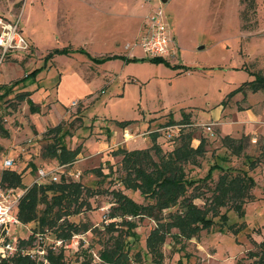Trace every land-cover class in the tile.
Segmentation results:
<instances>
[{"label": "rangeland", "instance_id": "rangeland-1", "mask_svg": "<svg viewBox=\"0 0 264 264\" xmlns=\"http://www.w3.org/2000/svg\"><path fill=\"white\" fill-rule=\"evenodd\" d=\"M110 2L0 0V15L17 20L30 45L27 52L17 53V57L9 54L0 61V174L2 161L9 156L14 167L4 170L20 172L24 186L33 182L38 168H53V176L64 171L69 179L92 189L94 193L85 196L90 209L69 217L89 229L72 237L64 255L68 264H78L80 250L87 247L98 262L96 252L108 237L103 227L109 222L114 201L111 190L145 202L138 191L127 190L119 182L121 155H112L111 150L141 147V140L149 145L151 128L169 117L175 121L187 117L188 123H181L193 128L191 144L195 147L200 138L205 140L199 164L185 166L188 177L201 178L211 165H219L232 173L246 171L255 184L242 205V218L224 207L221 212L228 217L226 224L215 218L211 229L190 240L167 236L160 264H248L250 253L264 238V90L239 87L255 75L264 76V0ZM156 8L163 10L165 25L174 38L173 53L163 57L169 66L152 61L135 47L144 18ZM110 52L116 57L100 64L90 60L113 56ZM174 64H184L187 69L174 68ZM34 68H40L34 79H24L4 93ZM21 91L31 92L37 113L30 111L26 100L16 97ZM119 121H130L139 130L123 133L122 138L132 140L127 147L117 141L110 147L114 141L109 142L107 132L119 131ZM57 123L72 133L63 138L67 148L82 145L76 160L61 171L54 159L42 155L51 142L45 131ZM224 135L241 140L238 155L223 145ZM100 141H107L108 148L97 150ZM158 141L163 151H170L176 143L164 137ZM94 168L102 173L111 168L112 174L103 178ZM218 175L219 171H212L207 187L202 188H208L204 197L211 195ZM204 201L198 198L194 203L202 207ZM14 214L17 216V208ZM25 225L31 229L34 224ZM229 225L240 230L232 234L226 229ZM153 226L148 218L137 220L135 237L126 238L130 254L139 252L141 257L132 264H154L144 247ZM220 226L225 231H219ZM26 234V227L17 229V235Z\"/></svg>", "mask_w": 264, "mask_h": 264}, {"label": "trees", "instance_id": "trees-1", "mask_svg": "<svg viewBox=\"0 0 264 264\" xmlns=\"http://www.w3.org/2000/svg\"><path fill=\"white\" fill-rule=\"evenodd\" d=\"M67 52V50H62ZM113 56L90 57L95 64H100ZM125 57L124 60H128ZM152 61L170 63L162 57H151ZM180 65L174 64L177 68ZM187 69V67H183ZM40 68L23 75L15 80L5 92H8L19 82L29 77L35 78ZM245 88L264 90V76L255 77L245 82L239 90ZM16 97L26 100L31 112H36V106L30 100V92H19ZM170 120L167 125L174 124ZM181 122L188 123L187 118ZM130 121H119L117 125L125 128ZM1 128V127H0ZM191 126L181 130L175 140V145L170 151H163L155 142L157 133H152L151 145L142 149L127 150L118 147L111 151L112 155H121V168L123 174L119 182L127 190L138 191L145 201L137 202L121 190H111L113 204L109 207V222L103 227L108 234L107 240L96 252L98 262H95L93 254L86 247L80 250L76 262L78 264H132L140 262L139 252L131 255L127 237H135L137 220L148 218L154 222L144 240L146 253L154 264H160L162 259L161 247L167 236L177 241L190 240L202 230H209L215 224V218L219 224H226L228 217L221 208H230L237 217L242 218L244 211L243 203L249 195V191L255 182L246 171L232 173L230 169H224L219 165H211L201 178H190L185 166L187 164L198 165V157L204 152V138L194 147L191 144L193 136ZM50 136L51 142L44 147L43 156L55 159L59 165L71 164L79 154L81 146L73 149L65 146L63 138L71 135V131L63 129L61 124L50 127L45 132ZM240 139H234L228 135L222 137L223 145L234 155L242 150ZM0 151L2 147L0 145ZM251 163V162H250ZM219 171V175L211 189V195L204 197L208 190L207 182L211 179L212 171ZM94 173L103 178L112 174L102 173L100 169H92ZM1 181L7 185L25 188L21 176L13 170H3ZM93 190L84 186L79 181H73L59 174L57 180H46L43 183H32L25 188L17 205V217L22 224L33 223V232L50 231L55 238L69 241L73 235L85 232L89 227L85 223H75L69 219L71 215H77L83 210L90 209V204L85 196H91ZM204 198L202 207L194 203L195 199ZM42 205V208H38ZM176 206V209L171 210ZM232 234H236L240 228L229 225L226 228ZM172 230H175L174 232ZM219 231H225L223 227ZM22 240L26 244L31 240ZM257 250L250 253L251 262L248 264H264V238L256 244ZM46 258L49 264H68L65 260L64 249L57 251L48 250ZM14 264H36L28 257L17 256Z\"/></svg>", "mask_w": 264, "mask_h": 264}, {"label": "built area", "instance_id": "built-area-1", "mask_svg": "<svg viewBox=\"0 0 264 264\" xmlns=\"http://www.w3.org/2000/svg\"><path fill=\"white\" fill-rule=\"evenodd\" d=\"M172 42L173 39L169 35L163 18V10L156 8L144 18L135 46H139L146 56L163 58L173 53ZM29 48L30 45L21 33L18 21H10L0 15V61L9 54L25 53ZM71 104L75 105V102ZM184 127L186 124L177 123L157 128L154 132H158L169 143H174ZM13 167V157L5 156L2 161V169ZM64 167L65 165H61L58 169L61 171ZM60 174H64L68 178L64 171H61ZM58 176H53V171L48 172L38 168L33 182L39 184L46 178L56 180ZM76 177H78V173ZM24 191L25 188L7 185L0 178V264H14V258L17 256L28 257L36 264H49L46 258L48 250L65 249L69 247L68 243L72 238L69 241L54 236L49 239L50 231L33 232L25 224H22L14 214V210ZM20 227H26L27 234L25 236L17 235V229ZM30 237H32L30 241L21 244L22 240L27 241Z\"/></svg>", "mask_w": 264, "mask_h": 264}, {"label": "crops", "instance_id": "crops-1", "mask_svg": "<svg viewBox=\"0 0 264 264\" xmlns=\"http://www.w3.org/2000/svg\"><path fill=\"white\" fill-rule=\"evenodd\" d=\"M100 3V5L101 4H106V3H111L110 2V0H98V4ZM21 33H22V31H21ZM23 34V33H22ZM172 39H174L173 37H172ZM175 41V40H174ZM136 47V46H135ZM111 54H109V55H116V53H113V52H110ZM9 56V55H8ZM16 57H17V55H16ZM180 66H182V67H186L184 64H180ZM185 70V69H184ZM21 92H25V91H21ZM31 93V92H30ZM245 111H248V109H246ZM33 114L34 113H37V111L36 112H32ZM187 118V117H186ZM170 120H173V121H175L174 120V118H172V117H169V119L167 120V121H165L164 123H162L161 125H157L156 127H153V128H151V130L153 131L152 133H154V130L155 129H157V128H160V127H164V126H166L167 125V122L168 121H170ZM183 120V118L180 120V121H175L174 122V124H177V123H180V124H183V123H181V121ZM57 124H60V123H57ZM57 124H55V125H53V126H51V127H54V126H56ZM171 125V124H170ZM149 127V125L147 124L144 128H142V130L141 131H144L145 129H147ZM48 128H50V127H48ZM47 128V129H48ZM46 129V130H47ZM119 131H108L107 133V135H110L109 137V142H112V141H114L113 142V144H110L109 146L111 147V146H113L114 144H115V142L117 141V143H119V144H126V147L131 143L130 141H132V140H130V141H126L124 138H122V135H124L123 133H125V134H127V135H131L129 132L130 131H137V130H139V127H133L132 126V124L130 123L129 125H127L125 128H121V129H118ZM46 132V131H45ZM152 133H150V144L148 145L147 143L145 144V142L146 141H142L141 140V142H143V143H141V145H143V146H141V147H131V148H127V150H132V149H142L143 147L144 148H146V147H149L150 145H151V140H152ZM157 133V136H156V138H155V142L158 144V140L160 139V137H162V136H160V134L158 133V132H156ZM72 135V134H71ZM70 136V135H69ZM224 136H226V135H224ZM223 136V137H224ZM119 140V141H118ZM148 142V141H147ZM133 144L132 145H134V142H132ZM140 143V142H139ZM199 143V142H198ZM80 146H81V148H82V145L81 144H79ZM97 145V150H99L100 148L101 149H105V148H108V142L107 141H100V142H98V144H96ZM159 145V144H158ZM78 146V145H77ZM160 146V145H159ZM119 147H122V146H119ZM75 148V147H74ZM116 148H118V147H116ZM115 148V149H116ZM122 148H124V147H122ZM73 149V148H72ZM126 149V148H125ZM114 150V149H113ZM81 151V150H80ZM112 151V150H111ZM80 153V152H79ZM42 155H43V152H42ZM79 155V154H78ZM77 155V156H78ZM43 157H45V156H43ZM45 158H47V157H45ZM49 159H51V158H49ZM55 160V159H54ZM76 160V159H75ZM74 160V161H75ZM56 161V160H55ZM73 161V162H74ZM72 162V163H73ZM71 163V164H72ZM70 165V164H69ZM56 166H61V165H59L58 163H57V161H56ZM65 166H67V165H65ZM46 171H48V172H50V171H52L53 170V168H47V169H45ZM13 171H15L16 173H19L20 174V172H17L16 170H13ZM36 174V173H35ZM21 176V175H20ZM0 178H1V174H0ZM35 178H36V175H35ZM35 178L33 179V181L35 180ZM57 179H58V177H57ZM56 179V180H57ZM46 180H52L51 178H46L45 180H43V182L44 181H46ZM21 181H22V177H21ZM42 182V183H43ZM32 183H34V182H32ZM31 183V184H32ZM23 184V183H22ZM30 184V185H31ZM30 185H27V186H25V188L26 187H29Z\"/></svg>", "mask_w": 264, "mask_h": 264}, {"label": "water", "instance_id": "water-1", "mask_svg": "<svg viewBox=\"0 0 264 264\" xmlns=\"http://www.w3.org/2000/svg\"><path fill=\"white\" fill-rule=\"evenodd\" d=\"M164 1V0H163Z\"/></svg>", "mask_w": 264, "mask_h": 264}]
</instances>
